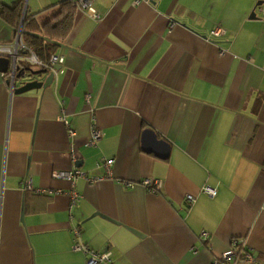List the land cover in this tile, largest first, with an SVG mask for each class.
<instances>
[{
	"label": "crops",
	"instance_id": "obj_1",
	"mask_svg": "<svg viewBox=\"0 0 264 264\" xmlns=\"http://www.w3.org/2000/svg\"><path fill=\"white\" fill-rule=\"evenodd\" d=\"M133 1L74 12L49 88L15 95L0 76V264H86L75 243L105 264H211L235 240L264 264V0ZM18 2L39 20L58 4L0 6ZM146 129L166 159L142 150Z\"/></svg>",
	"mask_w": 264,
	"mask_h": 264
},
{
	"label": "built area",
	"instance_id": "obj_2",
	"mask_svg": "<svg viewBox=\"0 0 264 264\" xmlns=\"http://www.w3.org/2000/svg\"><path fill=\"white\" fill-rule=\"evenodd\" d=\"M65 1V0H58ZM70 1L75 5L76 10L86 12L87 16L93 20H99L100 16L93 8L94 0H66ZM140 3L152 4L151 0H134L133 5H138ZM25 8V5H24ZM23 8V14L24 12ZM223 34V31L218 29L213 31L211 35L213 37H218ZM7 59L8 65L4 72H0V76L3 82L8 87V90L13 94L14 89L17 87V83L26 77L28 70H46L48 72H54V67L59 65L61 66L64 63V56L61 53L54 54L46 61L40 59L34 49L24 43L22 37V28L21 23L19 24L13 39L10 42H0V59ZM56 74V72H54ZM60 122L63 126L68 129L70 137L75 135L74 131L70 129L68 121H66L64 115L60 116ZM101 132L94 125L91 126V134L88 145L93 146L100 139ZM74 158V156L72 155ZM113 160L106 161V166L109 167L112 164ZM109 173V172H108ZM84 174L79 171L72 172H53V177L57 179H66L72 182ZM144 187L151 193H157L161 188V182L156 179H146L142 182ZM22 189H30V181L24 180L22 182ZM74 190V189H73ZM71 191L69 194L71 200V206L77 201L78 194L75 191ZM203 192L208 196H215L216 192L209 187H205ZM186 200L188 203L193 202L192 196H187ZM205 235V234H203ZM240 248L244 249L243 240L232 241L230 247L220 254L219 257L213 259L211 264H244L254 261V258L248 250L239 251ZM74 250L82 251L86 255V264H105L108 263L109 254L105 252H97L89 250L87 246L80 243H75ZM240 252V254H239Z\"/></svg>",
	"mask_w": 264,
	"mask_h": 264
},
{
	"label": "trees",
	"instance_id": "obj_3",
	"mask_svg": "<svg viewBox=\"0 0 264 264\" xmlns=\"http://www.w3.org/2000/svg\"><path fill=\"white\" fill-rule=\"evenodd\" d=\"M75 11V5L72 2L58 1L54 11L52 10L44 19L39 20L33 15L23 14V4L18 2L11 7L0 6V21L12 29L13 37L21 23L24 43L32 47L40 59L46 61L50 56L60 53L59 49L50 42H45L33 35L37 34L64 44L70 32ZM241 250L245 251L246 248H240L239 251Z\"/></svg>",
	"mask_w": 264,
	"mask_h": 264
},
{
	"label": "water",
	"instance_id": "obj_4",
	"mask_svg": "<svg viewBox=\"0 0 264 264\" xmlns=\"http://www.w3.org/2000/svg\"><path fill=\"white\" fill-rule=\"evenodd\" d=\"M262 2H258L256 4L257 6H261ZM255 13L252 12L250 15V18H254ZM36 38H40L41 40L45 42H50L51 44L55 45L58 49L59 52L61 53L62 50H68V47L65 46L64 44H60L54 41L49 40L47 37H42L40 35L34 34L33 35ZM8 65V60L7 59H0V72H4L7 68ZM116 67H121V66H116ZM61 66L57 65L54 67V72H57ZM28 74L26 77V80L21 84L22 86L16 87L14 89L13 94L15 95H20L24 94L33 90H45L46 88H49L51 84L53 83L55 73L54 72H48L46 70H28ZM39 77H45L42 80H40ZM141 144H142V150L146 153H152L154 156L160 159H166L169 153L170 149V144L163 138H159L157 134L150 130L146 129L142 132L141 134ZM100 215L99 213H95L91 216L95 217ZM130 230L133 234L140 236L137 232L130 228H126Z\"/></svg>",
	"mask_w": 264,
	"mask_h": 264
},
{
	"label": "rangeland",
	"instance_id": "obj_5",
	"mask_svg": "<svg viewBox=\"0 0 264 264\" xmlns=\"http://www.w3.org/2000/svg\"><path fill=\"white\" fill-rule=\"evenodd\" d=\"M26 80V78H23L22 80H20L17 84H21Z\"/></svg>",
	"mask_w": 264,
	"mask_h": 264
}]
</instances>
